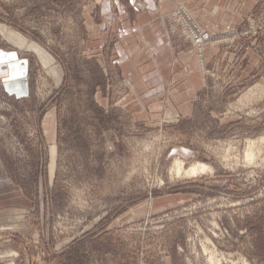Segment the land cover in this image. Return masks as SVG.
<instances>
[{"label": "rangeland", "instance_id": "1", "mask_svg": "<svg viewBox=\"0 0 264 264\" xmlns=\"http://www.w3.org/2000/svg\"><path fill=\"white\" fill-rule=\"evenodd\" d=\"M169 1L207 80L189 111L122 74L116 0H0V26L39 44L0 29V47L29 58L30 85L0 82V149L28 201L0 212V264H264V0ZM178 2L213 33L204 66ZM103 6L114 27L89 50ZM176 158L213 171L177 176Z\"/></svg>", "mask_w": 264, "mask_h": 264}, {"label": "crops", "instance_id": "2", "mask_svg": "<svg viewBox=\"0 0 264 264\" xmlns=\"http://www.w3.org/2000/svg\"><path fill=\"white\" fill-rule=\"evenodd\" d=\"M135 1L116 0L120 6V20L123 24L119 29L118 39L120 40L115 45L116 63L120 65L124 76L132 77L136 82V95L162 93L168 96L166 105L169 109L189 111L196 98L195 94L205 88L207 80L199 71L192 45L185 43L179 24L175 23L170 14L173 4L169 0H164L161 4H158V0H145L147 9L150 11H147V19L143 13L124 16V12L128 9L127 5ZM183 1L192 5L196 2V0ZM102 10L107 15H104V22L102 21L99 25L88 18L87 25H89L91 41L86 43V47L89 50H96L103 45V41L96 40L101 34L100 30L107 29L105 35L109 36L114 27L108 23L110 7L103 6ZM150 19L151 21H148ZM205 28L211 31L210 28ZM0 29L12 44L17 42L21 46H27L24 49L32 50L30 49L32 46L22 37L16 34L10 35L14 31L29 39L21 32L3 25ZM212 47L206 50L207 59L216 52L217 47L214 50L211 49ZM28 65L29 58L23 57L16 48L0 47V82L9 94L22 96L29 94ZM131 100L138 102L136 99ZM130 104L133 103L130 101L125 107L128 108ZM27 202L21 188L13 182L8 172L6 158L0 149V212L21 207Z\"/></svg>", "mask_w": 264, "mask_h": 264}, {"label": "built area", "instance_id": "3", "mask_svg": "<svg viewBox=\"0 0 264 264\" xmlns=\"http://www.w3.org/2000/svg\"><path fill=\"white\" fill-rule=\"evenodd\" d=\"M175 16L182 23L186 37L190 38L199 55L201 66L204 62L205 49L213 41L214 37L208 29L202 27L193 17L190 9L184 4H176ZM204 66V65H203Z\"/></svg>", "mask_w": 264, "mask_h": 264}, {"label": "bare ground", "instance_id": "4", "mask_svg": "<svg viewBox=\"0 0 264 264\" xmlns=\"http://www.w3.org/2000/svg\"><path fill=\"white\" fill-rule=\"evenodd\" d=\"M246 158L247 160L252 159L255 156V153L251 147H248L246 150ZM183 161L181 159H177L172 167L173 171L177 174V176H184L187 178L197 177L199 175L205 174L206 171H213V168L203 163H193L190 167H184ZM172 171V172H173ZM211 261H214L213 257L210 258Z\"/></svg>", "mask_w": 264, "mask_h": 264}]
</instances>
